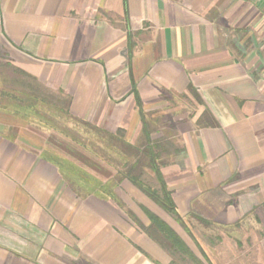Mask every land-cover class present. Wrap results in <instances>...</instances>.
<instances>
[{
	"label": "crops",
	"instance_id": "1",
	"mask_svg": "<svg viewBox=\"0 0 264 264\" xmlns=\"http://www.w3.org/2000/svg\"><path fill=\"white\" fill-rule=\"evenodd\" d=\"M27 92L132 145L143 116L180 214L250 229L264 264V0H0V264H169L54 164Z\"/></svg>",
	"mask_w": 264,
	"mask_h": 264
},
{
	"label": "trees",
	"instance_id": "2",
	"mask_svg": "<svg viewBox=\"0 0 264 264\" xmlns=\"http://www.w3.org/2000/svg\"><path fill=\"white\" fill-rule=\"evenodd\" d=\"M53 96L47 95L46 98H42V96L39 97L36 93L27 92L24 94L25 100L22 99V102L26 103L28 107H32V111L37 115L39 114L42 117L45 116L43 118L45 119L47 126L53 125L55 131H57V128L60 130L58 132H62L66 136L71 137L67 129L59 127L58 123L66 124L68 120H72L78 124L90 127L86 123L77 121L69 115L67 109V97L58 93L56 95L57 103H55L53 99H48L53 98ZM39 106H41L39 109L40 111L38 110ZM142 121L143 131L146 137L144 141L136 145L124 141L119 132L110 134L100 129L90 127L93 130L91 131V133H93L92 135H94L102 145H105L107 150H110L112 156L116 157V159L121 162V165H119L115 173L116 180L111 187L101 185L100 183L97 185V189L96 187H91L87 185V180H90L89 176L85 175L80 168L74 167L72 163L61 157H51L54 159V164L63 171L64 175L70 177L74 181V184L79 187L80 192L82 190L85 193H94L109 198L113 197L112 199H114L115 192H113V190L115 191L118 185L126 180L148 199L154 202L160 209L170 215L177 223L185 225L186 217H183L174 205L161 173V169L167 164L168 159V154H166V143L163 141H151L147 129L148 125L144 121L143 116ZM85 145L82 144V147H86ZM78 174H81V176H78ZM150 174L156 181V187H152L145 182V179L149 178ZM144 212L149 221V225L147 226L142 225L133 213H130V218L134 221V224L142 230V232H144L170 257L169 264H175L174 258L182 261L188 260L192 264H202V262H200V260L189 249L186 242L173 230L172 227H170L159 216L147 209H144ZM188 217H191L204 226H214L213 223L197 215L191 214ZM203 257L208 264H213L207 255L206 257Z\"/></svg>",
	"mask_w": 264,
	"mask_h": 264
},
{
	"label": "rangeland",
	"instance_id": "3",
	"mask_svg": "<svg viewBox=\"0 0 264 264\" xmlns=\"http://www.w3.org/2000/svg\"><path fill=\"white\" fill-rule=\"evenodd\" d=\"M48 99L55 101L54 98ZM58 125L61 128H66L71 137L58 132L60 130L57 128L55 131L53 125H48L47 128L50 132L48 149H54L53 151L59 157L69 161L74 167L80 168L85 175H88L90 180H87V185L96 187V189L99 183L109 187L114 185L115 173L121 162L112 156L110 150H107L105 145H102L92 135V128L72 120H68L66 124L58 123ZM82 144H86V147L83 148ZM149 176L145 182L156 187V181L151 177V174ZM123 183L127 185V188H124ZM113 192H115V198L110 199L115 202L133 225L135 224L130 218V213H133L144 226L149 225L144 209L156 214L186 242L202 264H208L203 257L206 255L213 264H251L252 260L257 257L256 239L258 237L252 233L248 234L250 229L243 232L239 230L242 233H235L232 236L226 229L204 226L191 217H186L185 225H181L126 180L119 184ZM174 262L175 264H192L188 260L182 261L175 258Z\"/></svg>",
	"mask_w": 264,
	"mask_h": 264
}]
</instances>
